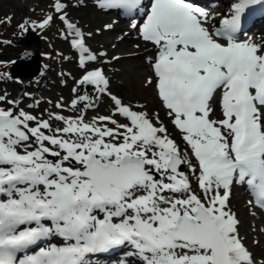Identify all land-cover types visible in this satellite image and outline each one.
<instances>
[{
	"label": "snow or ice",
	"instance_id": "snow-or-ice-1",
	"mask_svg": "<svg viewBox=\"0 0 264 264\" xmlns=\"http://www.w3.org/2000/svg\"><path fill=\"white\" fill-rule=\"evenodd\" d=\"M97 3L141 14L130 27L156 49L145 83L154 85L185 147L159 113L133 110L112 94L100 68L78 83L110 97L109 115L38 119L0 107V264H88L89 254L117 248H130L126 255L138 264H264L246 245L230 203L233 185L241 184L249 204L264 210V48L237 38L242 16L262 0H234L214 29L194 0ZM53 7L60 13L66 4ZM60 19L80 66L96 61L84 33L66 13ZM78 101L93 106L82 95L73 108ZM52 120L64 126L53 129ZM57 237L61 242H50Z\"/></svg>",
	"mask_w": 264,
	"mask_h": 264
},
{
	"label": "rangeland",
	"instance_id": "rangeland-1",
	"mask_svg": "<svg viewBox=\"0 0 264 264\" xmlns=\"http://www.w3.org/2000/svg\"><path fill=\"white\" fill-rule=\"evenodd\" d=\"M61 2L66 4V8L62 12L57 13L53 7L55 0H0V97H3L0 100V107L5 109L13 108L16 112L23 110L38 119H48L49 115L52 114L51 112H57L60 109L56 105L57 103L61 104L62 94L67 97L64 102L71 104L72 100L77 99L78 96L86 95L85 88L90 86L89 97H91L93 106L85 108L84 105L89 103V101H78V113L87 112L90 121L93 117L99 115H109L113 110V103L110 97L106 93H99L94 85L78 83L87 71L100 68L103 72L112 75V80L108 78V88L112 94L119 96L133 110L148 111L150 114L159 113L160 120L167 127L170 137L183 149L185 144L181 139V133L171 123V118L167 115V109L163 107L159 97L153 93L155 90L154 85L145 83L142 85L134 84L132 87V79L127 77L118 78L117 74L114 76L119 64L110 66L108 58L105 55H100L105 48L99 43L97 38L102 26L99 17L108 8H101L97 0H61ZM65 13L67 14V19L84 33L86 46L98 57L96 61L86 62L84 67L80 66L79 51L71 46L72 36L68 34L66 24L60 19V16ZM110 13L114 15L115 19L122 17L119 12L110 11ZM48 15H52L53 20L48 26L43 29L40 28L39 24ZM9 17L11 18L10 22L7 19ZM25 21L28 23L25 28H21L20 25L25 24ZM28 27H31L40 36V44L38 46L32 44L27 47L25 44H17V41L27 33ZM88 33H91V36ZM252 35L255 36L257 34ZM260 35H263L262 32ZM25 49L42 53V59L46 62V66L40 76V81L43 79L44 83L39 82L36 85L35 92L31 95H28V90L30 89L29 79L34 78H12L9 74L12 64ZM154 57L155 54L152 52H146L138 58L137 62L150 61L151 63ZM146 76L148 78L151 75ZM73 89L76 91L74 92ZM139 105L144 107L141 109L138 107ZM215 107L213 118H222L221 113ZM115 118L121 122H126L123 117L116 116ZM31 123L34 126V122ZM50 123L55 129V120L50 121ZM182 170L188 172L186 166H182ZM189 175L193 188L196 189V176L191 175V173ZM237 189L240 195L247 196L246 203L250 210H259V208L249 204L251 198L249 194H246L245 185L234 184L231 194L236 193ZM235 195L237 196V194ZM232 210L234 211V209ZM263 227L264 224H262ZM262 240L261 237L255 236L252 238L254 243L258 242L254 246L255 250L253 246H249L257 260L264 259V247H261V244L264 243H260Z\"/></svg>",
	"mask_w": 264,
	"mask_h": 264
},
{
	"label": "bare ground",
	"instance_id": "bare-ground-1",
	"mask_svg": "<svg viewBox=\"0 0 264 264\" xmlns=\"http://www.w3.org/2000/svg\"><path fill=\"white\" fill-rule=\"evenodd\" d=\"M117 8L118 7L108 8L107 11L99 17V21L102 23V26L100 27V32L97 34L98 41L105 48V50H103V53H105V56L108 58L109 65L111 66L119 64L118 68L115 70L114 76H116L117 74L118 78L127 77L132 79V87L134 84H145V81L147 80L146 75L153 74L152 65L150 61L139 63L137 62V60L142 56V54L146 52H152L153 54H156V49L152 46L151 43L145 42L142 40V38H140L137 29H132L130 27L132 20L142 22V18L128 19L123 16L121 18L115 19L114 15L111 14L110 11ZM209 14L210 20L208 26L210 29H214L213 23L220 21L224 16H228L229 14H231V9H219L217 12H209ZM107 25H111V28L106 27ZM246 40H250L251 42L259 45L261 48H264V33L263 35H256ZM113 56H118L120 57V59L113 60ZM104 68L105 66L103 65V69ZM42 73L43 69L41 71V74ZM104 74L107 78H109V80H112V75L110 73L104 72ZM60 84H62V82H60ZM153 93L157 96L155 90L153 91ZM62 96L63 97H61V104L64 107L60 108L57 112L51 113H57L66 117H76L81 115L78 113L79 107L76 106L75 108H73L72 104L64 102L67 100V97H65L64 94H62ZM214 102H216V104H214ZM212 104L213 107L216 106V110L220 112L218 94ZM82 113L84 115L85 121H90L88 113L85 111H83ZM55 125L56 127L64 126L63 122L61 121H55ZM235 194H237V196ZM246 197V195H240V192L237 189L236 193L231 194L230 203L231 208L234 209V211L238 214V217L241 221L240 231L245 238L246 245L248 247L253 246V249L255 250L254 246H256L258 242L254 243L252 241V238L258 236L264 240V227L262 228V224H264V211L255 210L254 208L253 211L252 209L250 210L246 203ZM263 240L260 243H264ZM50 242L59 243L61 241L60 238L57 237L53 238ZM261 247L263 248L264 244H261ZM129 251H131L130 248H120L118 251L111 250L109 252L110 254H108V256L112 258V262L110 264H120L122 260L127 264H138L137 258L126 255V253Z\"/></svg>",
	"mask_w": 264,
	"mask_h": 264
},
{
	"label": "water",
	"instance_id": "water-1",
	"mask_svg": "<svg viewBox=\"0 0 264 264\" xmlns=\"http://www.w3.org/2000/svg\"><path fill=\"white\" fill-rule=\"evenodd\" d=\"M17 44H25L27 47H30L32 44L38 46L40 44V36L31 27H28L27 33H25L21 39L17 41ZM40 70V52L25 49L19 54V57L11 66L10 75L12 78H35L39 75ZM86 95L90 96V86H86Z\"/></svg>",
	"mask_w": 264,
	"mask_h": 264
},
{
	"label": "trees",
	"instance_id": "trees-1",
	"mask_svg": "<svg viewBox=\"0 0 264 264\" xmlns=\"http://www.w3.org/2000/svg\"><path fill=\"white\" fill-rule=\"evenodd\" d=\"M42 61H43V59H42ZM45 65H46V62L43 61L42 62V69L44 68ZM40 76H41V74L36 79L30 80V82H29V88L30 89L28 91L29 95H31L35 92L36 85L39 82L44 83L43 79H41V81H40Z\"/></svg>",
	"mask_w": 264,
	"mask_h": 264
}]
</instances>
